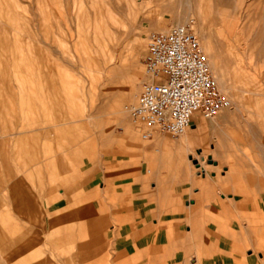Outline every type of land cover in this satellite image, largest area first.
Returning a JSON list of instances; mask_svg holds the SVG:
<instances>
[{"label":"rangeland","instance_id":"374dc122","mask_svg":"<svg viewBox=\"0 0 264 264\" xmlns=\"http://www.w3.org/2000/svg\"><path fill=\"white\" fill-rule=\"evenodd\" d=\"M185 21L194 34L202 26L203 41L228 80L230 92L220 90L222 94L232 106L236 95L245 98L243 118L237 117L230 127L240 139L233 144L234 157L258 158L259 171L264 172V97L258 103L251 95H264V0H0V121L23 119L16 105L23 93L17 88L28 83L41 89L50 127V157L44 161L37 152L23 153L20 159L0 154V226L4 221L5 231L29 237L26 254L7 255L5 260L0 255V264H71L69 240L63 246L56 239L59 213L46 206V195L55 192L42 188L85 179L92 162L121 153L122 145L127 147L124 126L136 131L140 143L132 153L139 146L155 153L156 139L178 137L152 131L142 138L147 128L132 122L129 108L143 83L151 81L143 64L149 35ZM196 37L204 54V42ZM212 119L200 116L207 126ZM207 154L208 146L184 156L183 168L193 175L200 172L197 164L204 165L209 176L223 172L224 165L213 166L218 156ZM48 161L51 172L65 167L63 180L42 176ZM260 181L264 186L262 174ZM14 183L23 188L34 184L33 191L23 192L30 199L24 207L14 202L16 192L9 190Z\"/></svg>","mask_w":264,"mask_h":264},{"label":"crops","instance_id":"0c3cea01","mask_svg":"<svg viewBox=\"0 0 264 264\" xmlns=\"http://www.w3.org/2000/svg\"><path fill=\"white\" fill-rule=\"evenodd\" d=\"M46 69L52 72L48 65ZM21 84L17 90L23 94L15 101L23 119L0 121V154L20 159L23 153L37 152L44 161L50 157V127L43 95L41 89ZM251 95L258 103L264 97ZM244 99L236 95L234 105L219 112L208 126L195 116L190 129L175 140L156 139L155 153L140 146L132 153L140 143L136 131L124 126L122 139L127 147L122 145L121 153L92 162L85 179L44 186L45 193L55 192L46 195V206L59 213L56 239L63 246L69 240L71 264H264V186L260 181L264 172L259 171L258 158H236L232 152L240 139L230 127L237 117L243 118ZM207 146L211 149L207 156H218L213 166L224 165L223 172L209 176L208 169L197 164L200 172L193 175L183 168L184 156ZM42 168L46 179L59 176L63 180L67 175L61 165L51 172L49 161ZM32 185L11 184L16 206L30 202L23 192L33 191ZM3 223L1 258L26 254L29 237L14 236L4 230Z\"/></svg>","mask_w":264,"mask_h":264},{"label":"built area","instance_id":"2783aa9c","mask_svg":"<svg viewBox=\"0 0 264 264\" xmlns=\"http://www.w3.org/2000/svg\"><path fill=\"white\" fill-rule=\"evenodd\" d=\"M146 48L143 64L151 81L143 83L129 108L132 122L147 128L142 138H149L152 131L182 135L195 114L212 119L230 107L187 24L151 33Z\"/></svg>","mask_w":264,"mask_h":264},{"label":"bare ground","instance_id":"6f19581e","mask_svg":"<svg viewBox=\"0 0 264 264\" xmlns=\"http://www.w3.org/2000/svg\"><path fill=\"white\" fill-rule=\"evenodd\" d=\"M184 23H186L189 27H190V29L192 30V26L190 25V24H188L189 22L188 21H185ZM195 25V24H194ZM193 25V26H194ZM197 25V24H196ZM172 28V27H171ZM170 28V29H171ZM170 29H168V30H170ZM194 29V28H193ZM168 30H165V31H162V32H166V31H168ZM192 32H193V30H192ZM194 32H195V34L196 35H198L199 37H200V39L203 41V28H202V26L201 25H198V27L197 28H195L194 29ZM194 34V33H193ZM194 34V35H195ZM195 35V36H196ZM204 42V46H205V59H206V61H207V64L209 65V67L212 69V71L214 72V75H212L213 77H214V79H215V81L217 82V85H218V88H219V90H221V91H225V92H230V87H229V85H228V80H227V78H226V76L224 75V74H222V73H220L219 72V69H218V66H219V64H218V61L216 60V59H214V58H212L211 57V50H210V47L208 46V44L205 42V40L203 41ZM203 51V50H202ZM211 71V70H210ZM212 74V73H211ZM151 79V78H150ZM230 100V99H229ZM230 103H231V105H230V107L232 106V102H231V100H230ZM229 107V108H230ZM229 108H226V109H229ZM223 110H225V109H223ZM222 110V111H223ZM221 112V111H220ZM195 116H199L200 117V115L199 114H195L194 116H193V120H194V117ZM188 129H190L189 127H188ZM187 129V130H188ZM187 130H186V132H187ZM185 132V133H186ZM183 135V134H182ZM247 222V221H246Z\"/></svg>","mask_w":264,"mask_h":264}]
</instances>
